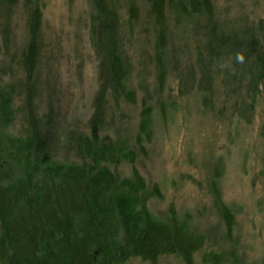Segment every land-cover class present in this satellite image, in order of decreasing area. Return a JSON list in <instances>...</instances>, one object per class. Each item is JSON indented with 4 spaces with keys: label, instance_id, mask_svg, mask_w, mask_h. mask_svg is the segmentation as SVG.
Wrapping results in <instances>:
<instances>
[{
    "label": "trees",
    "instance_id": "1",
    "mask_svg": "<svg viewBox=\"0 0 264 264\" xmlns=\"http://www.w3.org/2000/svg\"><path fill=\"white\" fill-rule=\"evenodd\" d=\"M43 1L0 0V33L7 60L3 70L12 71L15 66L22 75L12 84L0 81V264H125L134 259L158 264L160 257L171 255L184 264H195L194 255L205 246L203 235L194 234L173 216L163 222L151 215L144 198L146 183L134 167L135 154L101 135L105 122L100 106L103 91L100 110L90 120V135L72 129L58 132L53 112H39ZM214 1L150 0L156 92L163 95L169 68L178 70L180 65L170 42L173 20L175 30L186 28L182 37L185 44L196 28L204 26L208 40L205 49L222 64L227 97L236 106L250 99L256 103L264 86V27L240 28L223 21L217 16ZM89 2L91 43L102 57L101 71L106 70L108 77L106 88L117 102L122 99L134 106L137 97L130 87L132 65L126 43L140 23V11L135 3L128 2L127 19L123 20L121 0ZM20 10L27 17L29 38L22 53H17L11 36L14 15ZM222 27L227 30L220 31ZM188 72L190 78L181 79L183 94L196 85L194 69ZM204 81L200 79L197 87L207 109L211 89ZM18 100L23 102L20 109H16ZM148 101L144 96L135 139L142 154L153 135V109L147 106ZM18 115L23 116L24 129L21 135L11 136L8 131ZM58 147L74 158L58 160ZM123 162L133 167L132 177L124 180L111 171L113 165ZM216 201L231 241L235 214L218 194Z\"/></svg>",
    "mask_w": 264,
    "mask_h": 264
},
{
    "label": "rangeland",
    "instance_id": "2",
    "mask_svg": "<svg viewBox=\"0 0 264 264\" xmlns=\"http://www.w3.org/2000/svg\"><path fill=\"white\" fill-rule=\"evenodd\" d=\"M121 1L123 20L127 19L128 2L135 3L140 11V23L126 43L132 65L130 87L136 93L137 104L130 106L122 99L117 102L106 88L108 77L106 70L101 71L102 57L91 43V2L44 0L43 62L37 78L39 112H53L58 132L72 129L90 135V120L100 110L103 91L100 106L105 122L101 135L135 154L134 167L146 183L144 198L151 215L163 222L173 216L185 222L194 234L203 235L205 246L194 255L195 264H213L215 258L218 261L214 264H264V86L256 103L250 99L236 106L225 93L222 64L205 49L208 40L204 26L193 27L197 31L192 32L186 45V28L175 30L172 20L170 42L180 65L178 70L169 68L160 97L152 63L155 42L150 0ZM214 4L223 21L240 28L264 27V0H215ZM14 16L11 38L17 53H22L29 38L27 17L23 10ZM6 62L0 33V81L12 84L21 80L17 67H12L15 71L3 70ZM192 68L196 85L183 94L181 79L190 78L188 71ZM200 79L211 89V106L207 109L197 87ZM144 96L149 98L147 106L153 109L154 125L152 141L145 144L142 154L135 139ZM16 102V109L22 108L23 102ZM23 129V116L18 115L8 134L19 136ZM56 154L58 160L74 158V154L68 156L59 147ZM132 169L123 162L113 165L111 171L124 180L132 177ZM217 194L235 214L231 241L218 210ZM125 264L150 263L134 259ZM158 264L184 263L171 255L160 257Z\"/></svg>",
    "mask_w": 264,
    "mask_h": 264
}]
</instances>
